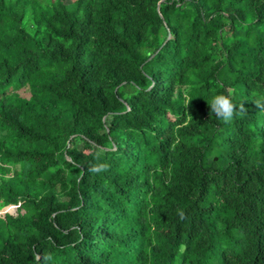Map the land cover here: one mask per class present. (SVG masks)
Segmentation results:
<instances>
[{"label": "trees", "instance_id": "1", "mask_svg": "<svg viewBox=\"0 0 264 264\" xmlns=\"http://www.w3.org/2000/svg\"><path fill=\"white\" fill-rule=\"evenodd\" d=\"M1 210L0 264H264V0H0Z\"/></svg>", "mask_w": 264, "mask_h": 264}, {"label": "clouds", "instance_id": "2", "mask_svg": "<svg viewBox=\"0 0 264 264\" xmlns=\"http://www.w3.org/2000/svg\"><path fill=\"white\" fill-rule=\"evenodd\" d=\"M190 102V101H189ZM188 102V104H189ZM242 107V106H241ZM209 108L211 112L221 121L229 123L233 120L234 116L237 114L236 105L233 103L232 99L228 95H215L211 98L209 103ZM110 165L106 163H100L93 165L90 169L93 173L105 172L109 169ZM178 216L181 220L185 219L183 211H179Z\"/></svg>", "mask_w": 264, "mask_h": 264}, {"label": "rangeland", "instance_id": "3", "mask_svg": "<svg viewBox=\"0 0 264 264\" xmlns=\"http://www.w3.org/2000/svg\"><path fill=\"white\" fill-rule=\"evenodd\" d=\"M66 1H67V0H66ZM4 211H5V210H3V211L1 210L0 212H2V213H3Z\"/></svg>", "mask_w": 264, "mask_h": 264}]
</instances>
